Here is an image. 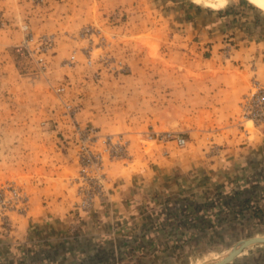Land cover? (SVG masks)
<instances>
[{
  "label": "rangeland",
  "instance_id": "obj_1",
  "mask_svg": "<svg viewBox=\"0 0 264 264\" xmlns=\"http://www.w3.org/2000/svg\"><path fill=\"white\" fill-rule=\"evenodd\" d=\"M100 1L106 6L98 11ZM145 1L95 0L92 9L95 10L97 20H88L84 25L77 27L43 26L36 29L30 19L21 14V22L16 25L19 30L14 33L17 37L11 41H7L5 37V28L9 21L0 16V190L6 188L8 184H14L29 197L26 211H18L14 207H0V246L9 245L15 252L22 251L19 259L22 256L24 262L29 261L31 264L33 261L35 264L44 258L57 264H68L71 259L64 254L69 243L58 248L61 241H55L57 246L53 249L51 246L54 244L52 243L54 225L57 228L66 227V233L61 234L60 240L69 241L75 228L73 223L70 225L67 221L54 218L43 221V225L40 226L27 224V220L36 212L34 208L36 205L39 207L52 205H49L45 198L42 200L37 198L36 203L33 194L35 187L32 185L36 174L41 171L39 165L53 160L48 153L43 157V153L50 152V149L53 151V148L58 146L61 149L60 153L69 157L76 165L73 171L66 174L68 183L62 182L59 191L56 188L59 196L65 191L68 195L65 196L66 204L56 203L62 206L57 207V210L61 213L73 212L75 220L80 219V212H89L97 205L111 208V193L115 185L111 179L115 166L125 169L138 164L140 166L146 157L153 155L156 150L161 152V148L166 145L174 151V155L195 157L200 163L205 161L201 166L202 172L193 177L184 174L177 180L187 183L186 189L182 192L177 191L174 185L169 188L164 184L165 177L163 178L161 174L168 171L158 172L159 179L155 188L164 186L170 195L180 196L181 200H185V205L175 203L178 208L186 206L190 200L188 204L191 209H197V201L190 203L195 199L192 197L197 196L196 200L203 198L204 195L198 194L197 190H204L208 179L213 176L211 174L213 172L206 171L205 165L208 163L206 161L221 158L223 155L238 158L244 155L252 164L259 156L255 149L257 148L255 138L264 128V123L247 120L243 116L242 102L254 79L262 84L264 81L260 77H253L245 84L242 96L228 108L233 109L230 117L216 118L224 111L220 112V109L216 108L215 112H210L202 105L207 98L200 95L209 94L207 89L209 81L192 71V64L188 63L192 60L189 58L192 51L178 43L177 34L169 28L170 26L166 28V32L162 31L165 27L160 28V25L162 23L166 26V23L156 14L157 7L151 5L149 13H145L147 7ZM179 1L188 5L194 15L198 16L196 18L202 17L206 11L219 9L260 12V16L264 17V0ZM32 3L34 8L42 11L49 2L32 0ZM146 11L148 12V9ZM98 14L102 15V20H98ZM133 22L138 24L134 28L131 26ZM25 24L35 38L53 36L50 48L42 51L39 42H33L31 51L20 50V44L26 36L23 29ZM144 25L149 27L146 32L136 33L138 35L135 38L129 36L131 31L142 30ZM133 40L136 45L131 44ZM230 47L231 45L227 44L222 49L226 60L231 54ZM40 56L45 57L46 68L39 64ZM118 60L125 63L126 70L115 68ZM223 68L219 70L223 71ZM178 84L184 86V89L177 90ZM60 87H64V91H59ZM106 90L109 93L107 96L118 100L117 105H120L110 110H114L116 114L122 112L125 118L116 129L113 128L114 124L111 129L107 127L102 129L97 122L83 120L79 116L88 103L89 105H94L95 102L102 103V97H105L103 92ZM112 90L115 91L111 92ZM66 104L76 106L77 112L73 114L74 116L67 113ZM200 104L201 108L198 106ZM90 108L94 109V106ZM163 115H167V119L173 115L179 116L182 126L178 127V123H171L175 128L171 125L158 126L155 122L159 124L166 121ZM149 116L152 120L144 127H138V123L149 120ZM196 118L199 121H196ZM203 118L210 122L205 123ZM75 122L95 129L97 136L94 137L96 141L92 147L96 153L101 152L104 157L102 165L93 164L88 172L90 176L101 175L106 194L103 199L101 196L96 197L95 203L87 208L81 206L83 194L80 193V189H83V184L80 182L79 151L83 140L78 134ZM194 124L203 131L194 130ZM165 132H173L184 137L186 144L178 145L175 139L152 138L158 133ZM107 135H111L114 140L120 137L125 142L126 152L122 157H110L103 142ZM170 183L172 184V180ZM88 187L98 191L99 186L92 183ZM258 200L261 203L254 200L249 204L232 203L234 207L231 210L222 206L214 208L210 206L211 210L202 208L205 218L195 216L192 225L187 226L188 231L199 233L197 237L192 241L184 239L180 242L181 246L168 253L167 257L163 255L154 262L139 259L137 264H200L222 259L241 240L264 235V193L258 196ZM187 223L188 219L182 222L184 226ZM112 226V230L115 229L116 226L114 227V224ZM40 228L44 229L43 236L38 235ZM23 232L26 233L20 239L19 234ZM48 233L52 234L47 235ZM38 243L44 245L41 246V253L35 256L34 246ZM262 248L264 244L251 245L236 258L246 257L250 260L248 250H253L257 254ZM105 254L107 256V253ZM106 256H97V259L91 257L92 260L89 262L96 263L103 258L105 260ZM236 258L228 264H233ZM7 263L16 264L11 260L9 262L7 260Z\"/></svg>",
  "mask_w": 264,
  "mask_h": 264
},
{
  "label": "crops",
  "instance_id": "obj_2",
  "mask_svg": "<svg viewBox=\"0 0 264 264\" xmlns=\"http://www.w3.org/2000/svg\"><path fill=\"white\" fill-rule=\"evenodd\" d=\"M94 1L48 0V5L40 11L39 8H34L32 0H0V16L9 21L5 28V37L8 39L7 41L16 39L17 35L14 33L19 30L16 25L21 22V14L30 19L32 26L36 29H41L43 26L77 27L84 25L88 20H97L95 10L92 9ZM146 1L148 8L145 7L148 12L145 10V13H149L151 5L157 7L156 14L166 23V26L161 23L160 28L165 27L162 31L166 32L168 26L172 31H175L178 43L181 46L189 47L192 51L189 57L192 60L188 61L192 64V71L209 81L207 83L209 94L200 95L202 98H207L202 104L204 108L210 112H215L216 108H219L220 112L224 111L216 118L230 117V112L233 109L228 108L232 107L237 98L242 96L245 84L255 76L264 81V17L260 16V12L225 11V9L220 11L221 9H219L206 11L202 17L196 18L198 16H195L189 6L182 1ZM105 6L106 4L100 1L98 11ZM97 16L98 20H102L101 14ZM136 25H138L136 22L131 24L133 28ZM148 28L144 25L142 30L131 31L129 36L135 38L138 35L136 33L146 32ZM131 44L136 45V42L133 40ZM227 44L231 45V54L228 60L223 56L224 51L222 50ZM219 68H223V71H220ZM215 81L217 82L215 83ZM192 87L195 86L192 85ZM179 89H184V86L178 84L177 90ZM217 93H220L218 97ZM107 94L109 95L107 90L103 92L105 97H102V103L95 102L94 105H89V103L85 105L79 116L83 120L97 122L102 129L106 127L111 129L113 124V128L116 129L125 118L122 112L116 114L114 110H110L116 106L120 107V105H117L118 100L111 99ZM107 100L109 103H106ZM202 105L198 106L201 108ZM90 106H94V109H91ZM163 116L166 117V121H161L159 124L155 122L158 126L168 127L171 125L173 127L176 123L179 124L178 127L182 126L179 116L173 115L169 119H167V115ZM151 120V116H149V120L141 121L138 123V127H144ZM202 120L205 123L210 122L207 118ZM196 121L199 120L196 118ZM115 122L117 123L115 124ZM194 130L203 131L195 124ZM255 141L257 142L255 149L259 156L252 164L242 154L243 152L240 153L243 155L241 158L223 155L221 158L217 157L214 160L206 161L208 162L205 165L206 171L213 172L211 173L213 176L208 179L209 182L205 184L204 190H197L198 194L204 195L203 198L196 200L197 196L192 197L195 199H192L190 203L197 201V209H191L188 204L190 200L188 205L178 208L175 203L185 205V200H181L180 196L170 195L164 186L155 188L159 179L158 172L161 170L172 172L173 169V174L179 177L178 179H181V175L184 174L193 177L203 171L201 166L205 161L200 163L199 159L195 157L183 154L174 155V151L166 145L163 149L161 148L162 153L156 150L153 155L146 157L140 166L138 164V166L126 169L115 166L113 168L115 172L112 173L111 179L112 183L115 182L113 193H111V208L97 205L89 212H80L79 220H75L73 212L64 211L61 213L60 210H57L62 207L57 204H66L65 196H68L66 191L62 196H59L57 189L59 191L62 182L68 183L67 172L76 168L74 161L60 153L61 149L57 146V148H53V151L50 149V152H42L43 157L48 153L53 160L39 165L41 171L32 181V185L35 187L33 194L36 203H38L37 198L41 200L45 198L48 204L52 205L51 207L36 205L34 207L36 212L30 218L31 222H29L30 219L27 220V224L31 223L34 227L40 226V224L43 225V221H50L54 218L67 221L70 225L73 223L74 232L68 239L69 246L64 252L67 258H71L68 264H137L139 259L143 261L149 259L154 262L163 255L167 257L168 253H172L173 250L181 246L180 242H183L184 239L192 241L194 237H197L199 233L188 231L187 226L190 227V224L193 223L192 220H195L196 217L205 218L202 208L222 206L231 210L234 207L232 203H239L236 201L238 199L233 200L237 194L241 198V202L246 199L248 204L252 200L261 203L258 196L260 197L264 193V128ZM186 186V182L176 181L175 183V189L180 192L184 191ZM187 219L188 223L184 226L182 222L184 223V220ZM113 224L116 227L112 230ZM25 233L19 234L20 239ZM42 245L44 244L38 243L34 246L36 248L35 256L41 253ZM20 253L22 251L15 252L9 245L0 246V264H8L7 260L16 264H29V261L22 260V256L19 259ZM261 253V260L264 261V248ZM97 256H106L107 258L96 263L89 262L91 257L95 259ZM251 262L253 259L245 258L238 259L233 264H249ZM31 264L34 262L32 261ZM35 264L57 263L41 258Z\"/></svg>",
  "mask_w": 264,
  "mask_h": 264
},
{
  "label": "built area",
  "instance_id": "obj_3",
  "mask_svg": "<svg viewBox=\"0 0 264 264\" xmlns=\"http://www.w3.org/2000/svg\"><path fill=\"white\" fill-rule=\"evenodd\" d=\"M23 29L26 31V36L20 44V50L26 49L31 51V44L33 42H39V46L42 51H46L50 48L53 42V36L44 35L35 38V36L28 30V25L25 24ZM38 62L43 68H46L45 57L40 56L38 58ZM116 63L117 65L115 68L118 70H126V65L122 60H118ZM64 89V87H60L59 91H64ZM66 111L70 115H73L77 112V108L74 105L66 104ZM242 111L243 116L247 120H252L254 123H264V84L256 79H254L251 88L244 97L242 102ZM76 128L79 130L78 134H80V138L83 140L79 151L81 166L80 182L84 185H82L83 189H80V193L83 194L81 206L83 208H87L95 203L96 197L101 196L102 199L105 197L106 191L103 187V180L102 177H100L101 175L98 177L90 176L88 172L90 166L93 164L102 165L104 157L101 152L96 153L92 147L96 141V138L94 137L97 136L95 134V129L93 127L82 126L78 123L76 124ZM152 138H155L156 140L175 139L178 145L183 146L186 144V139L184 137L175 135L173 132L158 133L155 136H152ZM103 142L111 158L122 157L126 152L125 142L120 137L117 140H114L111 135H107L105 136ZM92 183L99 186L97 187L98 191L95 188L88 187L89 185H92ZM28 201L29 197L14 184H8L6 188H2L0 190V207H14L18 211H26Z\"/></svg>",
  "mask_w": 264,
  "mask_h": 264
},
{
  "label": "trees",
  "instance_id": "obj_4",
  "mask_svg": "<svg viewBox=\"0 0 264 264\" xmlns=\"http://www.w3.org/2000/svg\"><path fill=\"white\" fill-rule=\"evenodd\" d=\"M242 2H246V0H243ZM162 175V177L164 178L165 177V179H164V181H165V185L167 186V187H169V188H172L173 186L172 185H174L175 186V183H176V181L178 180V178L179 177H177V176H175L172 172H167L166 174H161ZM201 176V175H200ZM172 180V184L170 183V181ZM236 199H238V200H236ZM233 200H236V201H239V205L240 204H248L247 203V201H246V199L243 201V202H241V198L238 196V194L236 195V198H234ZM245 202V203H244ZM238 205V206H239ZM41 230H39L38 231V235H42V234H44V232L42 231V230H44L43 228H40ZM47 230V229H46ZM53 233L54 234H52V233H48L47 235H50V234H52V236H53V239H52V243H54V244H52V246H51V249H53V248H55L56 246H57V242H55V241H58V242H60L61 241V243L57 246L58 248L59 247H61V246H64V244H66V243H68V241L66 240V239H63V240H60V239H62V238H60V236H61V234H64V233H66V227H64V228H57L56 227V225H54V228H53ZM43 236V235H42ZM58 238H57V237ZM249 252H250V254H249V257L251 258V259H253V262H251V263H249V264H264V261H262L261 260V252H262V250H260L257 254L253 251V250H248ZM104 254V253H103ZM101 255V254H100ZM246 258V257H245ZM96 259H97V257H96ZM237 260L238 259H241V258H236Z\"/></svg>",
  "mask_w": 264,
  "mask_h": 264
},
{
  "label": "water",
  "instance_id": "obj_5",
  "mask_svg": "<svg viewBox=\"0 0 264 264\" xmlns=\"http://www.w3.org/2000/svg\"><path fill=\"white\" fill-rule=\"evenodd\" d=\"M254 244H264V235H256L241 240L222 259L215 262H202L200 264H228L233 261L246 248Z\"/></svg>",
  "mask_w": 264,
  "mask_h": 264
}]
</instances>
